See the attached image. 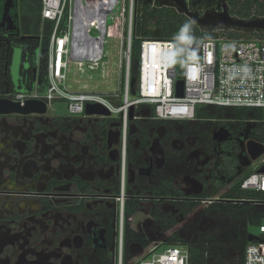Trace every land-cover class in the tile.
<instances>
[{
  "label": "flooded vegetation",
  "instance_id": "flooded-vegetation-1",
  "mask_svg": "<svg viewBox=\"0 0 264 264\" xmlns=\"http://www.w3.org/2000/svg\"><path fill=\"white\" fill-rule=\"evenodd\" d=\"M13 1L8 15L15 28L0 25V264H112L120 217L122 230L126 223L131 227L137 214H146L152 226L157 210L178 220L174 202L180 197L154 194L148 186L163 174L162 144L177 151L183 144L163 139L157 130L138 160L127 146L133 120L123 148L117 123L109 115L56 114L48 104L44 112L11 108V103L20 104L18 95L28 91L30 74L21 49L22 36L29 34L13 12ZM186 1L192 7L197 0ZM216 4L197 2L192 8ZM31 73L34 77L35 69ZM44 84L38 80V90ZM212 139L211 154L198 162L200 172L207 170L205 178L224 151L226 160L237 155L244 166L243 138L219 129ZM179 179L173 182L177 189ZM133 202L140 209L126 217V205Z\"/></svg>",
  "mask_w": 264,
  "mask_h": 264
},
{
  "label": "built area",
  "instance_id": "built-area-1",
  "mask_svg": "<svg viewBox=\"0 0 264 264\" xmlns=\"http://www.w3.org/2000/svg\"><path fill=\"white\" fill-rule=\"evenodd\" d=\"M135 4L136 0H40L42 22L52 23L46 50V81L41 91L36 84L32 90L20 93V104L28 99H39L48 105L54 100H63L69 113L86 114L85 103H100L116 121L123 148L131 105L135 108L140 103H147L152 107L155 118L188 121L196 119L197 109L202 105L264 108V39L255 37L191 39L182 47L173 39H142L136 87L138 95L130 99L129 63ZM108 19L120 21L123 25L120 90L107 96L69 91L65 87L69 62H76L82 70L83 64L91 68L103 61ZM92 30L96 35H92ZM189 43H200L198 54H188ZM178 59L183 60L181 64H178ZM177 80L183 83L180 96L177 94ZM134 112L131 120L138 118ZM261 123L260 143L264 147V118ZM251 163H255V167L242 179L240 188L264 192V172H257L264 166V152ZM121 190L122 186L117 197L120 205ZM218 200H222L220 195L198 201L207 206ZM258 230L260 239L249 241L244 249V264H264V219ZM137 249L139 252L125 262L120 217L112 264H190L188 248L182 244H167L164 237L154 238L147 246Z\"/></svg>",
  "mask_w": 264,
  "mask_h": 264
},
{
  "label": "trees",
  "instance_id": "trees-1",
  "mask_svg": "<svg viewBox=\"0 0 264 264\" xmlns=\"http://www.w3.org/2000/svg\"><path fill=\"white\" fill-rule=\"evenodd\" d=\"M197 2L208 6L216 4V0H197L193 2L192 7ZM226 3L229 13L235 17L264 16V0H226ZM13 4V12L17 13L20 22H28L27 25L22 23L24 33L38 37L24 38L25 40L21 42L22 53L30 62L28 69L30 74L25 83L29 91L38 85V80L43 84L46 81V50L52 23L47 20L42 22L40 0H14ZM218 36L264 39V35L257 32L247 34L230 29L204 32L186 15L178 13L174 7L161 5L159 0H136L129 63V78L133 81L130 87L132 96L138 95L136 87L142 39H173L177 44H181L191 39ZM31 68L36 71L34 77ZM177 74L180 75L179 72ZM144 106L148 109L147 116L133 120L134 132L128 137L127 143L136 159L141 158V154L148 148L149 141L157 134L158 129H162L163 139H175L178 144H183L179 151L165 143L162 144L163 174L152 179L148 186L150 191L154 194L178 195L180 198L174 202L175 208L179 217H186L198 208L199 199L212 197L229 184L221 195L222 200L200 208L197 214L179 229L164 236V242L185 245L188 248L190 264H244V249L249 243L248 235L254 237L253 241L260 239V235L251 232L249 228L258 227L264 219V192L240 188L242 179L251 171L241 165L237 155L226 160L227 155L224 151V154H221L223 160L218 166L211 168L212 175L205 178L207 170L199 171L195 154L199 153L200 157L211 154L213 134L219 129H225L231 135L243 138L244 141L251 139L260 142L263 133L262 109L208 104L200 106L196 112V119L188 121L155 118L152 107L147 103L138 104L134 111H139ZM224 149L230 151L227 146H224ZM244 153L247 155L245 150ZM177 177L196 179L202 186L201 191L186 197L184 190L177 189L173 184ZM139 187L138 185L136 189ZM139 209L140 205L137 202L126 205V217H130ZM152 216L154 219L152 230L159 234L165 233L177 223L173 216L159 210ZM150 242L148 235L138 232L126 223L123 229L124 261L133 258V246L145 247Z\"/></svg>",
  "mask_w": 264,
  "mask_h": 264
},
{
  "label": "rangeland",
  "instance_id": "rangeland-1",
  "mask_svg": "<svg viewBox=\"0 0 264 264\" xmlns=\"http://www.w3.org/2000/svg\"><path fill=\"white\" fill-rule=\"evenodd\" d=\"M115 11V10H114ZM113 11V12H114ZM118 14L120 12L116 10ZM111 11L109 12V14ZM22 18V17H21ZM22 23H24L22 21ZM27 25V23H24ZM108 35L105 37L104 45H103V61L98 64L96 67H88L87 64H83L81 66L82 70L79 69V66L76 62H69V67L66 71V79H65V87L72 92H88V93H101L107 96V94L115 93L118 90H120L119 85V76H120V49H121V29L123 28L122 22L120 21H110L108 19ZM92 35H96V31L92 30ZM248 34V33H247ZM184 43H181L180 47L183 46ZM179 47V48H180ZM19 56L17 57V59ZM183 60L178 59V64H181ZM27 65V64H26ZM130 99L134 98L132 94H129ZM48 108L52 110L53 113L56 114H68L67 110V103L63 100H54L52 101ZM147 106L142 107L139 111L134 112V114L137 117L145 118L148 113ZM145 115V116H144ZM129 127V126H128ZM158 131L161 133L162 129H158ZM219 131V130H216ZM195 157H197L198 162L200 163L202 160L205 159L204 157H200L199 153L195 154ZM223 156L220 155L218 158H215L214 164H220ZM212 165V163L209 164L208 168ZM212 165V166H213ZM255 167V163H251L250 165H247L245 168L252 171ZM245 171V170H244ZM190 178H180L179 182L181 185L182 190H184L186 193L195 192L201 184L195 179L193 183L190 181ZM202 187V186H201ZM229 187V184L226 185L224 188L218 191L216 195H222L224 191L227 190ZM215 196V195H214ZM206 205L204 203L199 202L198 208H196L190 215L186 217H179L177 220V224L167 230L165 233L159 234V232H156L152 230L151 222L147 221V215L146 214H137L136 216H133L131 227L139 232L145 233L149 236V238L152 240L154 238L158 237H166L170 233H172L174 230H177L183 225L185 222H187L191 217H193L195 214H197L198 210L202 207H205ZM147 224V225H145ZM249 230L253 233H258V227H250ZM132 251L135 254L139 252V250L132 247Z\"/></svg>",
  "mask_w": 264,
  "mask_h": 264
},
{
  "label": "water",
  "instance_id": "water-1",
  "mask_svg": "<svg viewBox=\"0 0 264 264\" xmlns=\"http://www.w3.org/2000/svg\"><path fill=\"white\" fill-rule=\"evenodd\" d=\"M161 5L174 7L178 13L186 15L194 25H196L201 31L208 32L212 30L230 29L242 33H252L257 32L264 35V16H252L249 18H239L231 15L228 10L226 1L223 4L217 2L216 6L202 9L197 6L195 9L190 7V2L186 0H170L163 1ZM12 7V0H5L3 3V13L0 25L6 24L8 29H14L13 21L8 15L10 8ZM14 26V27H13ZM22 38L36 39L37 36L26 35ZM200 51V43H189L187 45V52L190 55L198 54ZM133 81L130 80V85L132 86ZM183 83L181 80L176 81L177 94L182 95ZM6 103V102H5ZM11 108L23 109V110H37L35 112H44L46 109V103L39 99H28L23 105L18 102L11 103ZM12 110V109H11ZM84 111L86 114H100L108 115V109L100 103L92 102L85 103ZM133 106L129 107V119L133 117ZM23 113L32 111H19ZM147 115V114H145ZM144 115V116H145ZM262 116L264 118V108L262 109ZM244 149L246 152V157L244 159L243 165L246 167L251 164V161L255 160L264 152V147L260 142L248 139L244 141ZM257 172H264V166L260 167ZM201 191L200 187L192 192L193 194H198ZM186 195H189L187 193ZM254 237L248 235V240L252 241Z\"/></svg>",
  "mask_w": 264,
  "mask_h": 264
},
{
  "label": "clouds",
  "instance_id": "clouds-1",
  "mask_svg": "<svg viewBox=\"0 0 264 264\" xmlns=\"http://www.w3.org/2000/svg\"><path fill=\"white\" fill-rule=\"evenodd\" d=\"M131 86V85H130ZM133 109H134V107H133ZM134 112V111H133Z\"/></svg>",
  "mask_w": 264,
  "mask_h": 264
}]
</instances>
